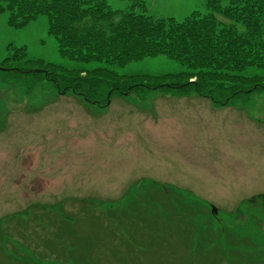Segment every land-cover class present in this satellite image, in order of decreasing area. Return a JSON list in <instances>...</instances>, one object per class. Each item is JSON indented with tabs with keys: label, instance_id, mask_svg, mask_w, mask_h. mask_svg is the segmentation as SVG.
I'll list each match as a JSON object with an SVG mask.
<instances>
[{
	"label": "rangeland",
	"instance_id": "obj_1",
	"mask_svg": "<svg viewBox=\"0 0 264 264\" xmlns=\"http://www.w3.org/2000/svg\"><path fill=\"white\" fill-rule=\"evenodd\" d=\"M208 1L145 0L149 16L179 22L209 14ZM8 18L0 69L21 48L69 70L101 66L63 58L46 16ZM26 60L11 63L24 76L0 71V264H264V91L216 107L145 90L102 107L35 85ZM116 69L186 70L165 56Z\"/></svg>",
	"mask_w": 264,
	"mask_h": 264
},
{
	"label": "trees",
	"instance_id": "obj_2",
	"mask_svg": "<svg viewBox=\"0 0 264 264\" xmlns=\"http://www.w3.org/2000/svg\"><path fill=\"white\" fill-rule=\"evenodd\" d=\"M125 1L130 2L127 11L113 10L107 0H0V13L9 14L10 27L22 28L46 16L63 58L101 64L69 70L26 60V49L21 48L0 71L24 76L30 70L11 63L25 59L39 68L31 71L35 85L50 82L60 95L105 107L114 96L145 90H175L181 97L208 99L216 107L264 91L263 77L243 75L249 68L264 69V0H209V14L194 12L182 22L154 19L145 0ZM159 56L186 70L153 76L124 75L116 69Z\"/></svg>",
	"mask_w": 264,
	"mask_h": 264
}]
</instances>
